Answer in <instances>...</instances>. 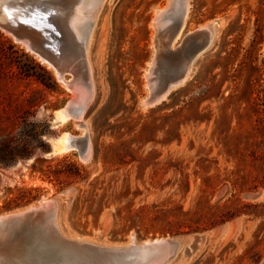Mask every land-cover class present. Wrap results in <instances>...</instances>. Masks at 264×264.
<instances>
[{
  "label": "rangeland",
  "instance_id": "obj_1",
  "mask_svg": "<svg viewBox=\"0 0 264 264\" xmlns=\"http://www.w3.org/2000/svg\"><path fill=\"white\" fill-rule=\"evenodd\" d=\"M169 1L102 3L86 50L92 97L79 121H56L74 91L0 30V138H27L33 154L0 169V215L53 200L68 238L184 245L199 235L165 264H264V0H186L169 49L207 23L212 39L181 85L143 107L148 83L159 87L168 75L148 64L152 19ZM171 11L162 20L169 31ZM62 135L72 146L57 151ZM17 188L35 189V199L4 210Z\"/></svg>",
  "mask_w": 264,
  "mask_h": 264
},
{
  "label": "water",
  "instance_id": "obj_2",
  "mask_svg": "<svg viewBox=\"0 0 264 264\" xmlns=\"http://www.w3.org/2000/svg\"><path fill=\"white\" fill-rule=\"evenodd\" d=\"M79 1L0 0V30L12 34L15 38L26 39L42 58L58 69L59 73L63 74L68 70L72 75L73 67L66 69L58 64L72 62L68 48L71 47L69 39H72L73 35L69 31L67 21ZM171 10L170 0L165 9L159 11L160 16L163 17L164 13ZM181 16L173 24L167 38L158 47L156 46L153 57L155 63L152 66L148 65L150 74L153 68L160 64L163 73L167 72L168 75L163 77V85L159 87L154 83H148L150 92L141 102L142 106L145 104L153 106L170 93L171 90L165 94L170 86L180 85L185 72L175 69L173 65L178 61L177 58H181L179 54L188 40L197 41L199 47L194 53L188 54L185 67L196 54L208 46L209 30L201 28L185 35L181 49L169 51L168 46L181 25ZM41 32L44 34L42 44L38 39ZM159 34L161 37L164 35L162 31ZM35 42H39L37 47L34 46ZM54 49L59 50V58L55 60L56 62L48 57L51 56L50 51ZM176 55L178 57H174ZM87 82L91 91V83ZM68 88L74 91L76 97L77 91L71 86ZM145 101L148 102L144 104ZM69 102L71 103L68 112L74 118L84 114L88 99L86 98L82 103L76 102L75 99ZM57 211V203L48 200L46 203L0 215V264H165L181 247L185 253H188L203 240L201 236L195 235L188 244L184 245L180 239L169 237L138 243L133 235H130L129 240L124 244H94L63 235L58 228Z\"/></svg>",
  "mask_w": 264,
  "mask_h": 264
},
{
  "label": "bare ground",
  "instance_id": "obj_3",
  "mask_svg": "<svg viewBox=\"0 0 264 264\" xmlns=\"http://www.w3.org/2000/svg\"><path fill=\"white\" fill-rule=\"evenodd\" d=\"M104 1L105 0H80L78 2V4L73 8L72 13L68 17L67 26L69 28V31L73 35L72 39H69V40H71V43H70L71 47L68 49H69V54L71 57L70 59L73 63H75L74 66H71V64H68L69 67H73V69H74L72 72L73 73L72 74V76H73L72 80L66 79L63 74L58 72V69H56L46 59L42 58L34 50L32 45H30L26 39L15 38L14 36H12V34L6 32L4 30H1V31H3L6 35L10 36L13 39V41H15L16 43L21 44L25 48L26 51H28L32 55L36 56L40 60V62H42L45 65H47L48 67H50L54 71L57 80L60 81L66 89H69L68 88L69 86H71L73 89H75L77 91V96L76 97L74 96L73 99H75L76 102L82 103L87 98L88 102H86V106H88V104L91 100V97H92V85H91V91H90L89 85L87 82V81L90 82V79H89L87 62H86V50H87V45H88L89 38H90V35L92 32V28H93L94 23H95V19H96L98 10L100 9V7ZM178 6L180 8H178ZM171 7H172V10H174V11H171V13L170 14L168 13L166 16L173 21H177L180 18V16L182 15L181 16L182 21H181V25L179 27V30L177 31V33L173 37L169 46H171L172 42L175 41V39L178 37V34L182 28V24H183V21H184L185 16H186V0H171ZM160 10H157L155 12V17H153V19H152V27L154 29V36H153L152 42H153L154 50L156 49V46L158 47L159 44L167 38V36L169 35V32H170L169 30L163 29V27H165L168 24V22H165V23L162 22V20H164L165 18L160 16V13H159ZM169 24H170V22H169ZM212 27H213V23H207V24L203 25L202 27L198 28V29L205 28V29L209 30V35H210L209 39L210 40L207 43L208 45L212 39ZM163 30H166V32H164V35L161 37L160 34L158 35V33H160ZM38 39H40V42L42 44V40L44 39V34L42 32H41L40 36H38ZM69 40H68V42H69ZM37 44L39 45V42H35L34 46L37 47L36 46ZM169 46H168V48H169ZM198 47H199V43L197 41L188 40V42L184 46V49L179 54V56H181V58H177L178 61L176 63H174V65H173L175 69H178L179 71L182 70L185 72L184 78L180 82V85L185 80V77H186L187 72L189 70L190 63L192 62V60H191L189 63H187V66L185 67L186 58H187L188 54L194 53L198 49ZM169 51H172V50L169 49ZM154 54H155V52H154ZM47 55H49V53ZM182 55H184V56H182ZM197 55L198 54H196V56ZM174 57H178V55H176ZM154 63H155V61L152 58L151 62L148 65L152 66ZM164 65H167V64L164 63ZM60 68H62V67H60ZM145 77L147 78V75H145ZM170 87L165 91V94L177 86L172 85ZM147 102L148 101H145L143 103L145 104ZM70 103L71 102L67 103L66 106H64L60 111H58L56 113V119H57L56 121H59V123L68 121L70 119L75 120V121L81 120L83 114H81L79 117H74V118H72L71 114H69L68 107L70 106ZM143 107H147V104L143 105ZM73 138L74 137H71L69 135H65L63 137H60L55 142L56 143L55 144L56 150L57 151H66L68 149H71V146H72L71 142H72ZM89 156H90V149H89V143L87 142L83 160H88ZM46 202H48V201H44L43 203H46Z\"/></svg>",
  "mask_w": 264,
  "mask_h": 264
},
{
  "label": "trees",
  "instance_id": "obj_4",
  "mask_svg": "<svg viewBox=\"0 0 264 264\" xmlns=\"http://www.w3.org/2000/svg\"><path fill=\"white\" fill-rule=\"evenodd\" d=\"M28 147L29 141L27 138L21 140L13 136L0 138V169L13 165L18 160H26L33 157V154L26 150ZM21 148H25V150ZM49 172L51 173V171ZM10 192L12 193V191ZM35 192L36 190L31 188H17L15 193H12V197L8 199L2 208L4 210H10L29 203L35 199Z\"/></svg>",
  "mask_w": 264,
  "mask_h": 264
}]
</instances>
